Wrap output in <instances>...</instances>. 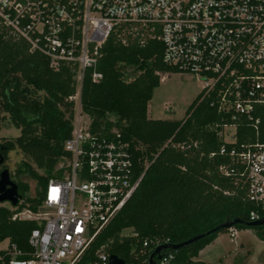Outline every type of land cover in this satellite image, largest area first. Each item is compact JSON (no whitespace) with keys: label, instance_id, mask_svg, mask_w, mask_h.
I'll return each instance as SVG.
<instances>
[{"label":"built area","instance_id":"built-area-1","mask_svg":"<svg viewBox=\"0 0 264 264\" xmlns=\"http://www.w3.org/2000/svg\"><path fill=\"white\" fill-rule=\"evenodd\" d=\"M0 27L46 56L52 68L75 66L78 82L69 97L75 102L64 142L69 156L60 177L50 178L44 190L42 224L29 236L32 251L14 247L2 264H79L144 176L136 174L135 152L142 147L117 127L93 133L80 99L87 72L93 82L103 79L101 49L120 27L141 42L159 40L166 65L204 79V97L228 115L219 131L220 152L231 145L230 156L242 166L245 199L252 205L248 221L264 219V139L257 132L254 140L238 144L237 134L245 125L257 131L264 111V0H0ZM236 230L229 229L232 237ZM166 243L145 238L124 264H150L155 248ZM172 251H162L156 264H169ZM110 255L103 245L90 264H108Z\"/></svg>","mask_w":264,"mask_h":264},{"label":"trees","instance_id":"trees-1","mask_svg":"<svg viewBox=\"0 0 264 264\" xmlns=\"http://www.w3.org/2000/svg\"><path fill=\"white\" fill-rule=\"evenodd\" d=\"M101 52L99 70L103 79L93 82L86 73L80 88L82 109L90 116L93 133L110 132L117 127L127 140L142 147L135 152L139 159L136 174L144 176L79 264L93 262L103 245L109 254L130 261L131 252L139 251L145 238L157 236L180 243L233 218L248 221L252 205L245 199L242 166L230 156L231 145L220 152L219 131L228 115L219 111L211 98L204 97L202 90L183 119H150L148 106L160 85V74L178 71L163 62L162 42H141L139 36L120 27L111 33ZM128 69L134 73L131 80L127 79ZM75 76V66L62 64L58 69L52 68L46 56L0 27V131L6 116L20 129L14 138H0V150L5 162L11 150L28 158L17 164L13 179L14 175L26 174L36 181L35 194L30 195L29 184L15 180L20 203L13 208L0 206V241H10L9 249L1 252L0 264L9 261L14 247L32 251L29 236L42 220L22 217L20 213H38L42 209L49 179L60 177L62 170L56 168L69 156L64 142L73 127L75 102L69 97L78 90ZM258 115L261 122L257 131L248 125L238 128V144L254 140L257 132L264 139V111ZM163 123L170 127L165 138L158 140L155 133H159L157 128ZM221 166L228 172H223ZM4 167L7 168L5 163ZM235 228L252 229L264 240V226L240 224ZM125 229H132L137 236H122ZM228 230L221 229L172 251L169 264H206L197 259L199 252L220 232Z\"/></svg>","mask_w":264,"mask_h":264},{"label":"rangeland","instance_id":"rangeland-1","mask_svg":"<svg viewBox=\"0 0 264 264\" xmlns=\"http://www.w3.org/2000/svg\"><path fill=\"white\" fill-rule=\"evenodd\" d=\"M127 79L131 80L133 78L132 69H128ZM161 82L160 85L155 89L153 93V98L149 102L148 113L149 118L153 120H181L185 117L186 112L192 102L196 99L198 94L202 91L204 79L200 78L198 75L185 72V71H177V72H168L164 74H160ZM113 120V117L109 118ZM2 127L0 131L1 140L14 138L19 135L20 129L15 127L10 119L6 116V118L2 122ZM157 126V123H155ZM160 125V124H159ZM159 133L156 134V138L160 140V138H165L167 135L168 128L170 127L168 124L163 123L158 126ZM233 131V128H229ZM28 159L18 150H11L8 154V159L5 164L10 171L11 178L15 172L17 164L23 160ZM62 161L57 166L56 170L60 169ZM40 172H42L40 170ZM13 179V178H12ZM15 180H22L29 184L30 186V195L35 194L36 190V181L32 179L30 176L26 174H22L20 176L14 175ZM0 206H5L8 208H13L9 202L0 203ZM43 209H41L38 213H33L29 210H23L20 213L22 217H34L39 219L43 216ZM238 230V229H237ZM132 229L123 230L122 234H130ZM10 247L9 239H5L0 241V257L1 252H6ZM251 248L254 249L255 246L251 245ZM249 252L236 254L237 264H249L250 255ZM264 259V253H261ZM260 256V255H259Z\"/></svg>","mask_w":264,"mask_h":264},{"label":"crops","instance_id":"crops-1","mask_svg":"<svg viewBox=\"0 0 264 264\" xmlns=\"http://www.w3.org/2000/svg\"><path fill=\"white\" fill-rule=\"evenodd\" d=\"M252 244L254 249L251 248ZM245 252H249V264H264L261 255L264 253V240L259 239L254 230L238 229L235 237L228 230L220 232L211 243L201 249L197 259L206 264H237L236 254Z\"/></svg>","mask_w":264,"mask_h":264},{"label":"water","instance_id":"water-1","mask_svg":"<svg viewBox=\"0 0 264 264\" xmlns=\"http://www.w3.org/2000/svg\"><path fill=\"white\" fill-rule=\"evenodd\" d=\"M5 157L0 150V166L4 164ZM21 195L18 191V184L11 179L10 171L8 168H4L0 171V203L9 202L12 206H17L20 203ZM43 209V208H42ZM44 210V209H43ZM244 225L246 227H261L264 226V219L255 221H243L239 218H233L227 220L218 226H215L211 230L204 232L202 234H197L183 242L180 243H166L155 248L150 257V264H156V259L161 258L162 251L170 250H180L188 247L203 237L210 235L211 233L217 232L221 229H230L236 225ZM108 264H124V259L118 257L115 254L109 256Z\"/></svg>","mask_w":264,"mask_h":264},{"label":"flooded vegetation","instance_id":"flooded-vegetation-1","mask_svg":"<svg viewBox=\"0 0 264 264\" xmlns=\"http://www.w3.org/2000/svg\"><path fill=\"white\" fill-rule=\"evenodd\" d=\"M5 163V162H4ZM4 168H6V167H4V164H2L1 166H0V171L2 170V169H4Z\"/></svg>","mask_w":264,"mask_h":264}]
</instances>
